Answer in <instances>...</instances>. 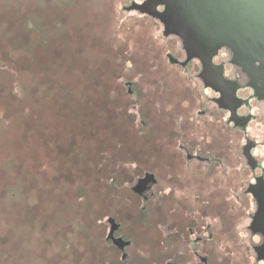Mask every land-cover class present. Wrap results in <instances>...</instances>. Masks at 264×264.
<instances>
[{"label":"rangeland","instance_id":"obj_1","mask_svg":"<svg viewBox=\"0 0 264 264\" xmlns=\"http://www.w3.org/2000/svg\"><path fill=\"white\" fill-rule=\"evenodd\" d=\"M123 1L0 0V264L176 258L161 189L182 186L164 165L205 90ZM146 171L158 183L138 192Z\"/></svg>","mask_w":264,"mask_h":264},{"label":"flooded vegetation","instance_id":"obj_2","mask_svg":"<svg viewBox=\"0 0 264 264\" xmlns=\"http://www.w3.org/2000/svg\"><path fill=\"white\" fill-rule=\"evenodd\" d=\"M145 3L165 13L170 2L139 4ZM141 13L162 24L165 38L180 40L179 54L169 53L168 59L184 76L193 71L205 90L193 107L183 109L179 122V137L187 126L196 136L191 144L181 140V155L173 158L176 167L170 161L164 165L166 176L176 175L182 186L178 199L171 196V183L168 191L161 189L164 205L173 207L169 214L178 219L165 224L163 249L176 255L165 264H264V36L233 38L215 47L197 44L190 50L183 28ZM201 123L205 131L199 139ZM138 180V192L158 183L150 171Z\"/></svg>","mask_w":264,"mask_h":264},{"label":"water","instance_id":"obj_3","mask_svg":"<svg viewBox=\"0 0 264 264\" xmlns=\"http://www.w3.org/2000/svg\"><path fill=\"white\" fill-rule=\"evenodd\" d=\"M142 1L124 0L123 5L171 54H179L180 40L175 36L165 38L162 24L141 12L165 21L169 19L183 28L187 35L185 45L190 50L197 48V44L215 47L233 38L264 36V0H169L165 13L146 3L139 4ZM170 58L174 60L172 56ZM188 74L203 89L195 73L190 71ZM109 237L113 238L112 232Z\"/></svg>","mask_w":264,"mask_h":264}]
</instances>
